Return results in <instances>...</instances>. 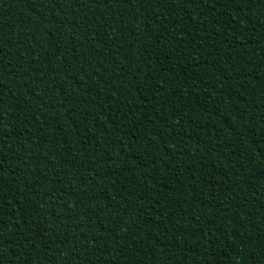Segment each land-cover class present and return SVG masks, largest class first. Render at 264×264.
Wrapping results in <instances>:
<instances>
[{"label": "trees", "instance_id": "obj_1", "mask_svg": "<svg viewBox=\"0 0 264 264\" xmlns=\"http://www.w3.org/2000/svg\"><path fill=\"white\" fill-rule=\"evenodd\" d=\"M0 264H264V0H0Z\"/></svg>", "mask_w": 264, "mask_h": 264}]
</instances>
